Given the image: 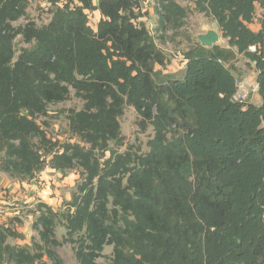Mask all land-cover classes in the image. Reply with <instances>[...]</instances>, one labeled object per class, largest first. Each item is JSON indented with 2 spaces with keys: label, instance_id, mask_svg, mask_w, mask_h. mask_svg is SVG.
<instances>
[{
  "label": "trees",
  "instance_id": "1",
  "mask_svg": "<svg viewBox=\"0 0 264 264\" xmlns=\"http://www.w3.org/2000/svg\"><path fill=\"white\" fill-rule=\"evenodd\" d=\"M42 1L50 18L38 25L15 24L29 0H0V172L29 181L48 167L78 180L61 209L32 206L29 247L0 221V264H62L66 243L78 264H264V0H188L227 46L196 41L179 75L155 69L166 56L140 0ZM154 13L160 38L187 17L176 0H154ZM18 36L31 47L15 57ZM237 54L254 64L259 104L233 100L226 64ZM71 91L83 102L67 115L75 141L55 140L39 119ZM126 106L141 132L151 127L144 152L119 150Z\"/></svg>",
  "mask_w": 264,
  "mask_h": 264
},
{
  "label": "rangeland",
  "instance_id": "2",
  "mask_svg": "<svg viewBox=\"0 0 264 264\" xmlns=\"http://www.w3.org/2000/svg\"><path fill=\"white\" fill-rule=\"evenodd\" d=\"M176 1L187 9V17L184 20V24L175 31H167L163 35V38H160V33L156 31L157 16L154 13V0H140L139 12L141 18L139 20L145 24L158 48L166 56L164 66L155 65V69L163 74H180L183 60L182 53L198 41L197 34L206 32L214 22L202 13L197 12L193 8L191 1ZM48 9L49 5L42 0H29L26 18L17 21L15 24H23L26 20L35 21L38 25L47 23L50 18ZM259 14L260 11H257L256 18L249 24L252 30H257L259 27ZM97 18V14L90 13L89 25L92 28H95ZM217 45L221 47L227 46L226 39L222 38L221 34ZM30 47L31 44L25 43L20 36L16 37L14 40L15 57L21 49ZM226 66L232 71L235 78L242 81L249 90V96L245 103H259L260 98L257 91L252 90V87L255 85L256 76L254 64L249 62L243 55L237 54ZM82 104L83 102L71 91L67 100L50 105L47 116L39 119L48 136L60 141H75V138L68 131L67 115L70 109H81ZM138 119L135 110L131 106H126L122 116L119 118L124 141V147L119 148L120 151L128 146L140 148L141 152L147 150L146 141L152 136V130L151 127H148L146 131L141 132L138 127ZM8 180L9 185H5L2 189L4 192L0 194V198L2 199H0V221H11L8 223L16 228V230L18 229L17 231L21 237L11 240V242L29 247L31 238L36 237L32 229L33 217L30 212L32 206L35 202L42 201L54 210L61 209L63 202L70 198L74 190L76 181L78 180V171L72 170L66 175H61L59 172L47 167L32 180L18 181L9 177ZM19 221L20 223H18ZM56 234L58 238H61L64 234V229L58 226ZM110 252L111 246H106L103 254L109 257ZM58 253L62 264H78L70 244L66 243L61 246L58 249ZM100 260H104V258Z\"/></svg>",
  "mask_w": 264,
  "mask_h": 264
},
{
  "label": "water",
  "instance_id": "3",
  "mask_svg": "<svg viewBox=\"0 0 264 264\" xmlns=\"http://www.w3.org/2000/svg\"><path fill=\"white\" fill-rule=\"evenodd\" d=\"M197 39L201 46L203 47H211L212 45H215L218 43L220 39V34L218 31V25L216 22H213L211 24V28L208 29L204 33L197 34Z\"/></svg>",
  "mask_w": 264,
  "mask_h": 264
},
{
  "label": "built area",
  "instance_id": "4",
  "mask_svg": "<svg viewBox=\"0 0 264 264\" xmlns=\"http://www.w3.org/2000/svg\"><path fill=\"white\" fill-rule=\"evenodd\" d=\"M249 49L251 51L255 50V46H250ZM235 84H236V92L233 95V100L238 101V102H246V100L248 99L249 96V90L246 88V86L243 84L242 81L237 80L235 78ZM253 91H257V85L255 83V85L252 87Z\"/></svg>",
  "mask_w": 264,
  "mask_h": 264
},
{
  "label": "crops",
  "instance_id": "5",
  "mask_svg": "<svg viewBox=\"0 0 264 264\" xmlns=\"http://www.w3.org/2000/svg\"><path fill=\"white\" fill-rule=\"evenodd\" d=\"M92 14H97L98 15V17H99V14H98V12L97 11H94V12H92ZM97 20H98V18H97ZM183 66H184V60H182V65H181V69L180 70H182V68H183ZM254 104V103H253ZM257 104H259V103H257ZM16 183V182H15ZM15 183H13L14 185H16ZM19 183V182H18ZM5 185H9V180H8V177L5 175V174H3V173H1L0 172V194H2V192H4V190H2L3 189V187H5ZM18 185V184H17ZM1 199V198H0ZM2 200V199H1ZM0 200V201H1ZM18 230V229H17Z\"/></svg>",
  "mask_w": 264,
  "mask_h": 264
}]
</instances>
